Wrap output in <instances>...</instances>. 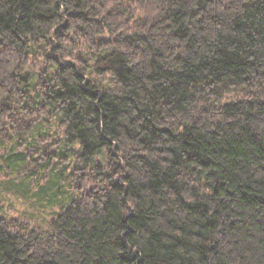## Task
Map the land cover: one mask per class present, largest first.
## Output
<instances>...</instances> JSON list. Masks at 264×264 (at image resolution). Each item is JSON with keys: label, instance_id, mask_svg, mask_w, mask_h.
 Listing matches in <instances>:
<instances>
[{"label": "trees", "instance_id": "16d2710c", "mask_svg": "<svg viewBox=\"0 0 264 264\" xmlns=\"http://www.w3.org/2000/svg\"><path fill=\"white\" fill-rule=\"evenodd\" d=\"M0 140V264H264V0H0Z\"/></svg>", "mask_w": 264, "mask_h": 264}, {"label": "rangeland", "instance_id": "374dc122", "mask_svg": "<svg viewBox=\"0 0 264 264\" xmlns=\"http://www.w3.org/2000/svg\"><path fill=\"white\" fill-rule=\"evenodd\" d=\"M43 49H41V52ZM15 146V141L10 143H5L0 140V217H5L8 219H17V218H29L32 219V216H35L39 219L40 222L45 223L42 225L43 227L47 226L49 216H47L48 209L46 208L48 205L47 197L41 199L39 198V190L38 187L32 184H29L30 182H34V184H37L39 181H41V178H43L44 174H39L40 167L37 168H30L28 173L25 174H19L16 176H12V174L7 171V169L4 168L2 161L5 159L7 155L9 146ZM65 152L66 150L69 151L68 156H70V152L77 150V144L72 143L70 145H65ZM79 152V149H78ZM67 169L68 174L71 173L72 167H61L58 165H55L52 169L53 172H57L58 174L62 175V169ZM32 171V175L34 176L33 180H28L26 178V175L30 174ZM36 179V180H34ZM48 179V178H47ZM43 181V182H42ZM40 182L41 185H44L47 183V180H42ZM25 187L28 190L26 194ZM28 187V188H27ZM66 192V191H64ZM24 195H23V194ZM59 196H61V192L58 193ZM30 198H27V197ZM27 198V199H26ZM30 199L31 203L27 204V200ZM40 202V203H39ZM69 203V202H68ZM67 201L66 205L67 206ZM40 204V205H38ZM63 206V207H65ZM44 207V208H43ZM62 209V206L60 204H57L53 207L52 213H57L59 210ZM45 212V213H44ZM46 216L48 218H46ZM46 219V221H45Z\"/></svg>", "mask_w": 264, "mask_h": 264}]
</instances>
